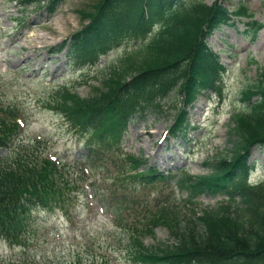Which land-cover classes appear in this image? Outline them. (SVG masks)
Here are the masks:
<instances>
[{"label":"trees","instance_id":"16d2710c","mask_svg":"<svg viewBox=\"0 0 264 264\" xmlns=\"http://www.w3.org/2000/svg\"><path fill=\"white\" fill-rule=\"evenodd\" d=\"M59 2L19 0L20 7L37 3L48 11ZM93 9L88 24L69 41L74 65L93 67L121 44L124 49L102 79L101 89L81 98L75 94V86L66 84L53 89L44 105L58 111L71 129L93 140L88 144L93 147H88L79 161L81 169L87 168L95 176L96 172L108 175L109 169L115 168V178L104 177V188L94 181L90 187L92 197L113 216L124 261L264 264V182L250 185L244 179L253 167L250 149L264 146V70L255 83L241 90V107L229 116V148L226 154L204 163L209 174H163L150 166L140 174L141 166H147L143 158L120 157L126 125L164 113V100L171 94L180 97L178 107L173 105L171 128L177 135L184 132L187 109L198 96H221L219 85L226 70L206 40L222 26L233 25L234 19H251L248 9L239 3L230 11L217 1L207 5L203 0H99ZM247 26L255 34L262 25L254 21ZM117 108L121 111L119 127L112 116ZM11 116L10 109L0 107V240L26 246L36 212L58 208L66 214L77 197L71 196L73 172L66 164L57 166L23 146L12 148L20 127ZM127 180L142 188L172 182L186 195L181 200L185 212L169 197L152 203L130 196ZM215 195L227 200L214 208L198 209V197ZM156 227L168 229L177 245L146 246L144 240ZM90 264L109 262L101 257Z\"/></svg>","mask_w":264,"mask_h":264},{"label":"rangeland","instance_id":"374dc122","mask_svg":"<svg viewBox=\"0 0 264 264\" xmlns=\"http://www.w3.org/2000/svg\"><path fill=\"white\" fill-rule=\"evenodd\" d=\"M98 1L60 0L53 11L47 12L37 9L34 4L22 9L19 0H0V104L11 110L9 119L16 117L22 127L12 148L23 146L57 166L61 162L66 164L65 168L73 172L70 176L74 180L71 196L78 195L75 203L68 206V214L59 209L36 212L26 246L9 245L0 240V264L4 261L90 264L101 257L109 264H127L124 253L119 252L112 217L104 212L97 200L91 199L92 189L88 186L94 181L104 188L107 182H103L104 177L115 178V168L111 167L108 175L96 172L95 176L81 169L78 162L84 157L87 136L71 129L58 111L45 106L52 90L64 83L75 86L74 92L81 98L91 96L96 88H102V79L108 75L109 67L116 64L118 51L100 59L94 67H74L66 49L61 52L55 49L87 25L89 13H93ZM203 1L210 5L216 0ZM217 2L231 11L242 3L252 16L250 21L264 25V0ZM246 27L236 20L234 26L222 27L208 40V46L219 54L226 68L222 81L223 99L219 101L214 95L197 97L188 109L189 123L184 136L168 134L172 123L169 111L164 115L146 116L128 127L120 157L143 158L147 166L138 173L153 166L163 174L182 170L191 176H204L210 172L204 163L227 153L228 113L240 109L241 90L255 83L258 74L264 70V27L257 34ZM171 100L176 103L177 97ZM112 116L118 119L116 125L119 127L120 109L113 110ZM6 154L2 151L3 157ZM249 157L250 163L254 164L251 180H264V146L251 148ZM86 178L89 182L85 183ZM127 184L130 196L134 198L153 203L169 197L185 212L180 201L185 196L179 194L172 183L145 188L130 180ZM130 188L137 191L132 193ZM222 199L221 196H201L196 201L198 209H203L214 208ZM174 242L165 227H156L153 235L144 240L145 245L152 247L167 243L177 245L178 241Z\"/></svg>","mask_w":264,"mask_h":264}]
</instances>
